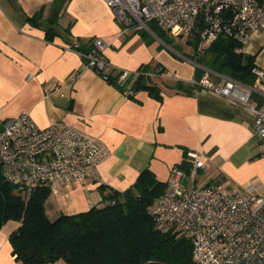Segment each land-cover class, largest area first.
<instances>
[{"label": "crops", "instance_id": "1", "mask_svg": "<svg viewBox=\"0 0 264 264\" xmlns=\"http://www.w3.org/2000/svg\"><path fill=\"white\" fill-rule=\"evenodd\" d=\"M37 11L34 24L28 16ZM119 31L104 0H0L1 118L28 112L41 127L71 124L100 137L110 151L83 182L58 195L50 192L47 215L55 218L99 205L101 184L125 190L145 168L164 182L175 164L189 173L190 151L200 153L204 165L194 181L183 180L185 186L264 189V158L252 115L242 104L193 84L201 76L196 77L199 65L189 57L194 48L184 55L152 30ZM98 36L108 44L103 56L113 65L112 75L136 71L142 64L151 71L166 68L157 79L162 99L144 89L127 93L133 78L125 87L116 86L86 65L81 48H69L74 43L88 48ZM242 51L254 54L255 64L264 69V32L253 34ZM211 78L220 76L212 72ZM178 82L183 89L175 87ZM251 97L264 108V94L252 91ZM17 226L9 221L0 230V264H23L9 242Z\"/></svg>", "mask_w": 264, "mask_h": 264}, {"label": "built area", "instance_id": "2", "mask_svg": "<svg viewBox=\"0 0 264 264\" xmlns=\"http://www.w3.org/2000/svg\"><path fill=\"white\" fill-rule=\"evenodd\" d=\"M120 25V35L150 30L154 22L161 30L173 31L196 40L194 51L201 54L218 35L248 42L253 34L264 32V0H104ZM78 43L69 48L77 49ZM107 43L101 37L91 40L81 51L86 65L108 81L113 65L104 56ZM120 84L137 71L119 70ZM158 72V73H156ZM204 68L193 84L240 103L252 115V125L260 137L259 155L264 158V108L253 100L252 91L264 94V69L254 64L255 80L247 85L217 73L213 80ZM161 66L150 72L165 75ZM31 76H28L30 78ZM52 87L58 89L53 83ZM127 93H132L130 83ZM62 95V94H61ZM110 151L103 140L83 129L53 123L39 126L28 112L12 118L0 116V164L6 182L19 191L32 192L46 185L58 195L63 188L83 182ZM189 173L181 164L171 168L167 189L150 208L161 226L187 232L192 239L195 264H264V189L248 185L243 189L211 183L187 187L204 165L196 151L188 152ZM48 264H59L50 262Z\"/></svg>", "mask_w": 264, "mask_h": 264}, {"label": "trees", "instance_id": "3", "mask_svg": "<svg viewBox=\"0 0 264 264\" xmlns=\"http://www.w3.org/2000/svg\"><path fill=\"white\" fill-rule=\"evenodd\" d=\"M38 13L28 16V20L36 24ZM149 27L165 43L182 52L154 22ZM188 42L195 48L194 38L188 37ZM90 47L91 44L88 48L78 45V50L85 52ZM242 47L243 43L236 38L218 35L203 53L194 51L189 55L199 65L196 77L203 73L204 67L252 85L255 55L243 52ZM136 71L137 75H130L121 84L120 72L110 74L108 82L125 87L131 77L132 90L144 89L161 100L159 76L149 74L153 71L148 64H142ZM175 87L183 89L184 85L178 82ZM167 187V181L157 179L152 170L145 168L125 190L101 184L99 205L50 218L45 209L50 195L48 186H39L29 193L19 191L4 180L0 164V230L9 221L18 223L9 234V242L23 264H195L191 236L171 226H161L150 213L155 199Z\"/></svg>", "mask_w": 264, "mask_h": 264}, {"label": "rangeland", "instance_id": "4", "mask_svg": "<svg viewBox=\"0 0 264 264\" xmlns=\"http://www.w3.org/2000/svg\"><path fill=\"white\" fill-rule=\"evenodd\" d=\"M164 34L167 36V38H170V40H172L173 45L180 47V51L188 54L193 51V46L188 42V37L186 35H179L178 33L169 30L165 31Z\"/></svg>", "mask_w": 264, "mask_h": 264}]
</instances>
